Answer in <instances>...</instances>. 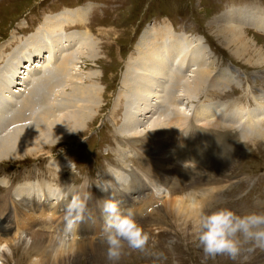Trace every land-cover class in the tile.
<instances>
[{"label":"rangeland","instance_id":"1","mask_svg":"<svg viewBox=\"0 0 264 264\" xmlns=\"http://www.w3.org/2000/svg\"><path fill=\"white\" fill-rule=\"evenodd\" d=\"M87 5H91L90 11L88 7L80 8V6ZM235 6L259 7L261 10L259 12L264 14V10H262V8L264 9V0H0V46L11 34L14 35V38L12 37L13 40L7 42L6 46L14 45L20 40L19 33L32 31L40 25L39 32L30 34L27 43L36 40L35 37L44 38L48 41V46L55 45L57 56L61 58L62 55H65L59 47V43L63 42V46L67 48L65 52L73 55V62L76 60L75 57L82 59L81 68L85 72L93 75V77L99 75L100 80L96 78V83L103 91L100 99L103 107L101 106L98 112L95 111L98 114L88 124V127L80 134L72 136L71 139L67 138L65 141H60L53 146L51 152V155L54 156L53 159L58 160L63 157V161H66V165L63 166L62 170L54 168L52 173L49 172L46 176L44 169L48 164V155L50 154L45 153V155H29L24 159L4 161L0 164V177H2L1 175L7 177L10 180L9 183L13 184L22 182L25 179L33 180L36 177H46V180L53 181V188L51 186L36 187L32 191L31 197L36 200L40 198L43 191L53 197L59 195L65 183L72 182L77 186L81 184L90 185L89 190L91 193L93 192L92 201L89 202L90 221L100 222L101 224L98 223V225L101 229L103 219L97 209L98 200L107 197L101 195L105 192L103 188L108 186L109 171L112 169L116 171V178L123 182L115 191L118 197L123 196L121 198L123 201L122 206H132L134 208L138 214L139 223L143 225L150 236L145 251L125 247V253L122 255L119 264H240L239 260H233L223 254L213 257L206 256L203 253L202 249L197 246L192 234L191 219L194 216L192 211L195 210L194 202L202 197L206 199L208 197L206 201L202 198L207 210L218 206H230L238 212L247 211L253 207L264 209V137L263 140L258 141L252 138L244 139L248 142L242 141L234 132L228 130L227 124L217 125L214 120L210 121L211 123L208 122L209 124H205L204 122H207L205 117L203 118V124H199L200 120L194 118L192 119L193 125L192 121H185L188 124L183 127V130L186 127L192 129L191 132L186 133V130L182 132L181 127L171 124L164 127V135L162 134L157 139L144 140L138 146L131 145L133 148H130L131 146H123L121 141L125 139L117 135L119 132L118 127L122 125L123 107L121 99L113 109V103H115L118 93L122 91L121 81L125 64L128 63L129 57L133 58L137 54L136 45L144 29L148 26L167 23V25L170 24L169 26L173 31L186 32L189 36L193 35L201 38L204 48L209 49H207L211 58L209 60H214L210 61L212 69L217 73L225 69L241 81L239 85L232 84L230 88L228 86L229 82L222 88H208L207 91L203 92L205 96H202L203 94L199 96L200 99L189 101V104H181L180 106L184 109L188 107L187 110L190 112L188 115L195 114L193 111L198 107L197 111L201 110V106L205 107L210 100L221 99L222 97L227 99L223 101H235L243 107L249 108L248 110L244 109L246 119L242 121L243 127L247 125L248 113L254 118V121H257L258 119L255 116L264 111L263 104L260 103L259 99H256V97L264 95V31L248 25L241 26L247 36V41H245L249 44V47L246 48V55L249 56L250 60L253 59V62L236 56L234 52L232 53L231 49L224 45L222 38L217 36L215 21L226 10ZM63 9H66L64 12H67L59 13ZM44 15L46 16L44 17ZM54 19L56 24H52V28L48 29L51 24L50 21ZM85 19V24L76 27H89L95 38L87 29L76 30L73 28L66 30L63 26L65 20L73 23H83ZM21 20L26 25L25 27L20 24ZM15 33H18L17 36H15ZM80 37H82V40H80ZM1 49L2 47H0V51ZM79 49L83 53L80 57L78 55L80 53ZM49 50L54 53L53 48ZM28 53H32V50H29ZM48 54L46 52L45 56ZM260 60H263V62H260ZM45 62L47 67L45 66L44 70H50L53 63ZM237 73L243 79L239 78ZM218 84L220 85V83ZM213 105H218V102L213 103ZM212 107L209 106L208 109ZM136 108L137 104L133 105L131 110L134 111ZM217 115L218 113L215 114V116ZM139 116L140 123L138 127L133 128L134 124L126 125V130L124 128L122 131H125L120 132L121 135L130 136L135 132L139 133L138 130H141L140 134L145 132V127L148 124L142 126L141 122L145 121V116H142L143 119L141 115ZM189 119L191 118L189 117ZM133 123H135V120ZM125 142L128 143L129 140H125ZM168 149L171 150L165 155L164 153ZM120 151H125L127 154L125 160H121L122 162L118 159ZM184 152H188L186 157L179 159L178 156ZM172 154L175 161L170 164L169 161L173 160H170ZM180 160L184 161L180 163ZM202 160H205V162ZM148 163L152 165H147ZM178 168L182 171L178 172L176 177L173 178L175 182L179 178L184 179L185 173H189L191 180L185 183L187 188L179 189V196H175L178 202L183 196V199H181L184 202V210H189L186 213H184L185 211L180 213V210L177 212L178 205H174L172 202L171 206H165L163 203L169 200V198L163 196L166 195L165 188L156 189L150 184L149 180L156 176L160 177L161 173L172 172L173 169ZM54 175H56L55 179L52 177ZM128 177H131V181ZM125 179L128 180L125 181ZM186 180L184 179L183 183ZM96 183L98 184L96 185ZM57 186L59 187L57 188ZM93 186H95L94 191ZM54 228L57 229V227ZM36 229L42 228L38 226ZM38 231V234H51L53 242L58 243L55 244L58 248L57 251L49 247L51 255L46 258V262L50 259L60 258V261L56 264H108L105 257V243L100 244L98 239L102 237L98 234L82 233L81 235H91L92 238L89 242L83 243L73 242L71 239H67V241L59 239L58 229L57 232H52L53 230L46 232L50 231L49 228L46 231ZM31 237L35 238V236ZM48 238L51 237L48 236ZM69 242L72 245L68 246ZM76 242L78 244H75ZM62 243H65L64 245H67L66 249L72 252V258L65 260V254L62 255L64 251L62 249H65V247L64 245L61 247ZM0 250H4V256H0V263L4 262L5 264H16L14 257L17 256L23 264H34L33 262H37V259H43L40 256L44 254L39 253L36 256V253L33 252L34 258L31 257L30 243L16 245L14 252L10 248H1ZM159 253H163V256H159ZM244 264H264V251L257 249L249 254V258Z\"/></svg>","mask_w":264,"mask_h":264},{"label":"bare ground","instance_id":"2","mask_svg":"<svg viewBox=\"0 0 264 264\" xmlns=\"http://www.w3.org/2000/svg\"><path fill=\"white\" fill-rule=\"evenodd\" d=\"M81 7H88L90 11L91 5L80 6V8ZM64 10L66 9L61 10L59 13L64 12ZM259 11H261L259 7L249 8L235 6L221 14L218 20H214L217 24V29L215 28L217 36L222 38L221 40L224 45L230 48L232 53L234 52L236 56L246 58L248 61L250 58L248 55H246V48L249 47V44L246 42L247 36L244 34L245 30H243L242 27L244 25H248L252 28H257V30L259 28L260 30L264 31V14ZM66 12L67 11L64 13ZM46 15H44V17ZM50 22L51 24L48 26V29L52 28V24H56V20L54 19ZM85 22L86 19L83 21V23H73L71 21L65 20L63 26L66 30L73 28L76 30L87 29L89 33L95 38L89 27H76L77 25L85 24ZM20 24L23 25V27L26 26L22 20L20 21ZM169 25H167V23H163L157 26H148L144 29L143 34L139 38L136 45L137 54L133 58L129 57L128 63L125 64L121 81L122 91L118 93L115 103H113L114 109L116 105H118L117 102L120 99L122 100V125L120 124L121 127H118L119 132L117 135L127 138L133 146H138V144H141L140 142L144 140L148 141V139H157L163 133H165L164 127H168L171 124H175L183 128L188 124L185 121H192L193 118L200 120L199 124H203V118L206 117L207 122H204L205 124H209L211 123L210 121L214 120L216 121L215 124L217 125L225 122L232 127L233 124L246 119V111H244V109H249L243 107L242 105L237 106L235 102H231L230 100L223 101L221 99H216L210 100L209 104L218 102V106L220 105V110H218V112L216 111V107L208 109L209 106H201V110L197 111L199 108L198 107L195 111H193L195 114L188 115L190 113L187 110L188 107L184 109L180 106L181 104H189V101L192 102L196 99H200L199 96L201 94H203L202 96H205L203 92L207 91L208 88H222L225 84L227 85L228 82V86L230 88L232 84L239 85L241 81L235 76L231 75L225 69L218 71V73L212 69V63L210 61L214 60H209L210 55L207 51L208 48H204L201 38L193 35L189 36L186 32L173 31ZM39 29L40 25L36 26V28L32 31H26L23 34L15 33V36H17L16 34L20 35L18 36L20 37L19 42L14 43V45L6 46L7 42L13 40L14 38V35L11 34V36L1 44L2 46H0L2 47L0 51V164L6 160L10 161L13 159H24L29 155H45L46 153L50 154L48 155V164L47 166L45 165L46 168L44 169L46 172L45 175L48 176V173H52L54 168H59V170H62L63 166L66 165V161H63V157L58 160L53 159L54 156L51 155L53 146L58 144L60 141H65L67 138L71 139L72 136L80 134L88 127V124L93 121V119L98 114L95 113V111L98 112L100 107L103 105V103H100L101 94H103V91L99 87V84L96 83V78L100 80L99 75L96 73L97 75L93 77V75L85 72L81 68V63L83 62L82 59H77V57H75L76 60L73 62V55L65 52L67 48L63 46V42L59 43V47L62 49L65 55H62L61 58L57 56L55 45L48 46V41L44 38L35 37L36 40H32L31 42L27 43V39L29 38L30 34L38 33ZM82 37H80V40H82ZM7 48L10 49L7 51ZM50 48H53L54 53L49 50ZM29 50H32V53H28ZM71 50L70 52L72 54ZM46 52L49 54L45 56ZM81 52L82 51H80V53L78 52L79 57L83 55ZM252 60L253 59L250 61L253 62ZM45 61L53 63L50 70H44L45 66L47 65L45 64ZM260 62H263V60H260ZM92 64L94 65V63ZM218 83H220V85ZM263 96H258L256 99H259L260 103H262L264 106ZM136 104L137 108L134 110V112L131 110V108ZM217 113L218 115L215 116ZM139 115H141V118L142 116H145V121L143 123L141 122V125L144 126L148 124V126L145 127V132L140 134L141 130H138L140 131L139 133L137 132L138 134L135 132L130 136L121 135L120 132L123 133L126 130V125L134 124L133 128L138 127L140 123ZM189 117L191 119H189ZM200 117L201 119H199ZM255 118L258 120L254 121V118L250 115V113H248L247 125L246 127L242 126L244 139L252 138L257 141L263 140L264 111L263 113H259L257 116H255ZM134 120L135 123H133ZM193 123L194 122L192 121V125ZM69 128L75 131H69ZM124 128L125 130L122 131ZM115 130L117 132V128ZM162 145L164 144L162 143ZM170 150L168 149L164 154H168ZM125 151H120V156H118L120 161L125 160L127 157ZM187 154L188 152H184L180 154V156H177L179 159H183ZM137 156H139V154H137ZM170 160V164L174 163L175 158L173 154L171 155ZM182 161L184 160H180V163H182ZM203 162H205V160ZM219 162L217 163L219 164ZM147 165L152 164L148 163ZM179 168L173 169L172 172L169 171L167 173H161L160 177L156 176L154 178H150L149 180L150 184L154 188H165L164 192H166V195L163 196L169 198L167 202H165L166 200L164 201L165 203L163 204L165 206L168 205L169 207L173 203L174 205H178L177 212L180 210V213H183L185 211L184 202L182 200L183 196H181L182 199L180 198L179 202L176 200L177 198L175 199V196L179 194V189L184 187L187 188V184L185 185V183L190 180V175L189 173H185L186 176L184 179L187 180L184 181V183L183 178H179V180L175 182L173 178L176 177L178 172L182 171ZM115 172L116 171L110 169L109 178L107 180L108 186H105V188L109 189L108 191L102 193V195L99 194L102 197L108 196L111 191L115 193L116 187L121 184V182L116 178ZM1 176L0 188L4 191L0 193V249L10 248V250L12 249L14 252L16 245L30 243L31 257L34 258V253H36V256H38L39 253H44L42 256H40L43 259H37V262H33L34 264L58 263L60 258L56 260L50 259L48 262H46V258L51 255L49 247L54 251L58 250V248L55 246V244L58 243H54L52 240V235L46 232H51V230H53L52 232H57L58 229L59 234L61 235L63 228V202L60 200L59 195L53 197L50 194H46L42 189L40 190H42L44 193L42 192L39 199L36 200L35 198L31 197L32 191L36 187H52L54 182L46 180V177H36L35 179L32 178L33 180L25 179L22 182H18L15 186L9 187L10 180L3 175ZM52 177L55 179L56 175ZM97 184L98 183H96V185ZM58 187L59 186H57V188ZM94 188L95 186H93V191L95 190ZM189 195L191 196V193ZM204 195H206V193H204ZM18 197L22 198L23 200H27L32 204L25 206L21 201L16 199ZM122 197L123 196H120L119 198L121 199ZM201 199L194 202L195 210L192 211L194 216L199 211L198 205L203 200ZM207 199L204 198L205 201ZM186 211L184 213H186ZM180 213H178V215H180ZM188 213L190 214L191 211ZM188 218L186 219L188 220ZM90 219L86 218L79 223L77 230L69 238L71 241L83 243L89 242L92 239L91 235H81L82 233L98 234V232L101 231L99 228L100 226L98 225V223H101L98 221H90ZM38 226L42 229H36ZM54 227H57V229ZM48 228L50 231H46ZM38 230L46 231L45 233L48 235L38 234ZM28 234L35 236V238ZM48 236L51 238H48ZM70 242L68 246L72 245ZM99 242L101 244L104 241ZM91 243L92 241L90 244ZM64 244L62 243L61 247H63ZM75 244L78 243L76 242ZM66 246L64 245L65 249H62L64 250L62 255L65 254L66 256L65 260L72 258V252H70L69 249H66ZM85 247L87 248V246ZM104 248H106V245ZM80 255L82 254L80 253ZM0 256H4V250H0ZM14 259L16 260V264H23V262H21L19 259V256L14 257ZM1 264L5 263L3 262Z\"/></svg>","mask_w":264,"mask_h":264},{"label":"clouds","instance_id":"3","mask_svg":"<svg viewBox=\"0 0 264 264\" xmlns=\"http://www.w3.org/2000/svg\"><path fill=\"white\" fill-rule=\"evenodd\" d=\"M69 131H75L69 128ZM89 186L72 182L64 184L59 198L63 202V228L59 239L67 240L77 230L79 223L90 219L89 202L92 193ZM109 188H103L108 191ZM99 214L103 219L101 236L106 245L108 264H119L125 247L145 251L150 236L139 223L132 206L123 207V201L110 192L98 200ZM191 219L195 242L206 256L226 255L244 264L249 254L257 249L264 251V209L251 208L238 212L230 206L206 209L204 201ZM163 256V253H159Z\"/></svg>","mask_w":264,"mask_h":264}]
</instances>
